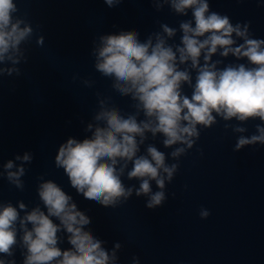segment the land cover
Returning <instances> with one entry per match:
<instances>
[{"label": "clouds", "instance_id": "1", "mask_svg": "<svg viewBox=\"0 0 264 264\" xmlns=\"http://www.w3.org/2000/svg\"><path fill=\"white\" fill-rule=\"evenodd\" d=\"M121 2L104 0L109 8ZM151 3L157 12L165 6L177 16L191 12V19L179 21L178 28L161 23L160 30L143 41L136 30L93 40L94 70L111 80L115 93L130 99L132 111L125 113L111 97L97 93L98 110L89 122L81 121L89 135L68 137L54 157L71 188L105 208H116L133 195L146 198L147 209L162 207L180 158L218 118L225 122V131L237 137L233 151L264 146V38L253 35L250 21L233 24L227 14L212 10L209 0ZM18 12L14 0H0V78L20 76L19 65L27 63L24 45L34 29ZM178 32L179 43H170ZM36 44L44 46L43 35L36 37ZM228 57L237 62L225 64ZM82 83L92 87L95 81ZM256 120L260 123L255 132L245 135L247 122ZM149 137H160L162 147L171 151L146 143ZM33 158L31 152L15 155L0 165V177L23 191L25 165ZM169 159L175 162L168 163ZM125 176L139 186H126ZM39 180L40 204L29 209L22 200L15 206L0 201V264H16L17 248L22 264H118L121 243L106 248L73 197L55 181ZM153 183L158 190L153 191ZM199 215L207 219L210 212L201 208ZM65 242L69 247L62 248ZM132 264H140L139 257L133 256Z\"/></svg>", "mask_w": 264, "mask_h": 264}, {"label": "water", "instance_id": "2", "mask_svg": "<svg viewBox=\"0 0 264 264\" xmlns=\"http://www.w3.org/2000/svg\"><path fill=\"white\" fill-rule=\"evenodd\" d=\"M14 2L19 9L16 15L31 23L34 35L24 45L28 59L19 65L21 75L0 78V165L24 152L34 158L25 165L23 191L0 177V201L15 206L22 200L30 209L40 204L39 178L55 181L91 218L89 227L106 241V248L121 243L118 264H132L133 256L139 257L140 264H264V146L233 151L237 137L225 131L219 118L216 125L201 131L197 144L180 158L179 170L166 187L168 198L154 210L145 207L146 198L135 195L116 208L86 200L54 164L58 146L68 137L89 135L81 121L89 122L98 110L97 93L111 97L125 113L132 111L130 99L115 93L111 80L94 70L93 40L102 34L136 30L143 41L159 31L161 23L178 28L179 21L191 19V12L177 16L167 6L157 12L151 0H122L113 8L104 0ZM209 2L212 10L227 14L233 24L250 21L253 35L264 38V0ZM39 35L44 36L43 47L36 44ZM179 38L178 32L170 43H179ZM236 62L233 57L224 60ZM83 79L95 84L85 87ZM185 92L190 95L191 89L185 86ZM257 123L248 121L245 135L253 134ZM160 139L149 137L146 143L170 152ZM122 179L126 186H139L126 176ZM201 208L210 212L207 219L200 218ZM60 246L69 247L66 242ZM15 260L22 264L19 248Z\"/></svg>", "mask_w": 264, "mask_h": 264}]
</instances>
